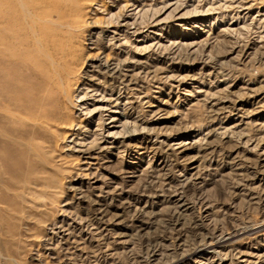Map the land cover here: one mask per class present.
Listing matches in <instances>:
<instances>
[{
  "label": "rangeland",
  "instance_id": "rangeland-1",
  "mask_svg": "<svg viewBox=\"0 0 264 264\" xmlns=\"http://www.w3.org/2000/svg\"><path fill=\"white\" fill-rule=\"evenodd\" d=\"M0 89V264H264V0H0Z\"/></svg>",
  "mask_w": 264,
  "mask_h": 264
},
{
  "label": "bare ground",
  "instance_id": "bare-ground-1",
  "mask_svg": "<svg viewBox=\"0 0 264 264\" xmlns=\"http://www.w3.org/2000/svg\"><path fill=\"white\" fill-rule=\"evenodd\" d=\"M33 82H34V81H33ZM37 85H38V84H37ZM37 85H36V89L38 88ZM1 92H2V89H0V93H1ZM35 93H37V91L34 92V98H33V100H35V99H37L38 97H40V96L37 97V95H36ZM58 94H59V93H58ZM0 95H1V97H3L2 94H0ZM7 98H8V97H7ZM7 98L5 97V99H7ZM56 98H57V97H55V96H54V97H53V96H48V101H47L46 104L48 105V104L52 103V101H55ZM2 99H3V98H2ZM2 99L0 98V100H2ZM56 103H57V102H56ZM56 103H55V104H56ZM55 104H50L52 110H50V112H49L48 115L46 114V118H47V119H50V118H53V117H57V116H58V115H57V114H58V105H57V108H56V105H55ZM15 105L17 106L16 103H15ZM16 106H15V107H16ZM34 107L36 108L37 106H34ZM33 110H34V109H33ZM43 111H44V110H43ZM43 111H42V112H43ZM45 111H46V110H45ZM26 112H28V111L26 110ZM43 114H44V113H43Z\"/></svg>",
  "mask_w": 264,
  "mask_h": 264
}]
</instances>
